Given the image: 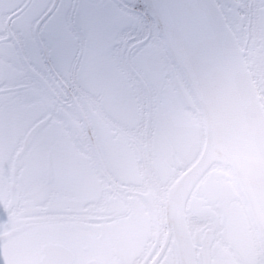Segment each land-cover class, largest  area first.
<instances>
[{
    "label": "snow or ice",
    "instance_id": "snow-or-ice-1",
    "mask_svg": "<svg viewBox=\"0 0 264 264\" xmlns=\"http://www.w3.org/2000/svg\"><path fill=\"white\" fill-rule=\"evenodd\" d=\"M0 264H264V0H0Z\"/></svg>",
    "mask_w": 264,
    "mask_h": 264
}]
</instances>
